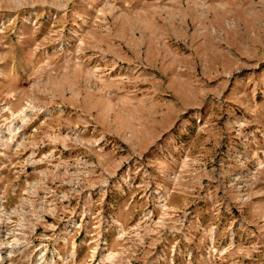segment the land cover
Wrapping results in <instances>:
<instances>
[{
    "label": "rangeland",
    "instance_id": "obj_1",
    "mask_svg": "<svg viewBox=\"0 0 264 264\" xmlns=\"http://www.w3.org/2000/svg\"><path fill=\"white\" fill-rule=\"evenodd\" d=\"M0 264H264V0H0Z\"/></svg>",
    "mask_w": 264,
    "mask_h": 264
}]
</instances>
